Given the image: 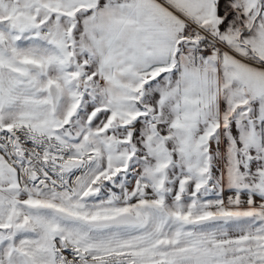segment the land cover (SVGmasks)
Wrapping results in <instances>:
<instances>
[{
  "label": "rangeland",
  "instance_id": "374dc122",
  "mask_svg": "<svg viewBox=\"0 0 264 264\" xmlns=\"http://www.w3.org/2000/svg\"><path fill=\"white\" fill-rule=\"evenodd\" d=\"M95 3L78 9L0 0V264H25L20 251L37 264H264V176L261 191L231 195L218 208L229 220L190 223L207 213L172 198L165 174L171 144L180 138L172 123L176 102H163V82L144 100L137 95L149 82L139 81L144 65L107 63L101 52L110 53L103 46L112 25L108 13L96 15ZM257 35L262 49H256L264 53V31ZM125 36L122 30L116 43L127 51L124 61L134 60L143 48ZM202 39L182 44L196 52ZM24 59L41 71L19 74ZM48 81L60 91L54 109ZM90 149L97 157L60 171ZM26 165L47 187L28 177ZM52 206L85 217L128 209L144 219L87 227Z\"/></svg>",
  "mask_w": 264,
  "mask_h": 264
},
{
  "label": "crops",
  "instance_id": "0c3cea01",
  "mask_svg": "<svg viewBox=\"0 0 264 264\" xmlns=\"http://www.w3.org/2000/svg\"><path fill=\"white\" fill-rule=\"evenodd\" d=\"M32 1L38 7L78 9L96 2V15L108 13L112 25L103 46L110 53L101 52L107 63L144 65L139 81L149 82L137 93L143 100L155 83L166 84L163 102H176L172 123L180 137L171 144L170 166H165L172 177V198L218 213L231 195L261 191L264 53L255 35L264 31V0ZM122 30L125 42L137 40L143 48L134 60L124 61L127 51L121 52V41L116 43ZM194 37L220 42L210 52L196 54L182 44L183 38Z\"/></svg>",
  "mask_w": 264,
  "mask_h": 264
},
{
  "label": "water",
  "instance_id": "95a60500",
  "mask_svg": "<svg viewBox=\"0 0 264 264\" xmlns=\"http://www.w3.org/2000/svg\"><path fill=\"white\" fill-rule=\"evenodd\" d=\"M23 61V65H24V70L20 71L19 74H21L22 76H26L27 71H30V69H34L36 72L41 71V65L36 62V61H28L27 59L22 60ZM46 90L48 93V99H49V104L51 109H54V107L56 106L57 102H58V96L60 95V91L59 88L57 86L54 85V82L52 81H48L46 84ZM152 125H154V123L152 122ZM132 129L133 127L131 125L127 126V142L132 145ZM94 157H97V154L95 152V150L90 149L89 155H87L85 158H83V156H76L73 157V159H68L67 161H64L63 163H61L60 165V171H68V170H72L73 167L79 166L81 163L86 162L88 160H92ZM26 171L28 174V177L31 178L36 184L41 185L42 187H47V183L40 179V178H34V174L33 171L31 170V167L29 165L26 166ZM153 206L157 209L161 208V203L159 202H154ZM53 209L54 212H56V214L58 216L65 217V218H70L73 221L77 220L80 221L82 223L85 224V226L89 227H99L102 228L104 226H115V225H124V226H128L131 224H141L143 222L144 219V215L142 213L136 212V211H130V210H118L115 211L113 214H105V215H101V216H88L85 217V215H81L78 213H71V211L65 210V209H60L57 206H52L51 207ZM231 218V214H229L227 211H219L218 213L215 212H210L205 214L204 216L199 215L196 217H193L190 220L191 224H197V223H204L206 221H219V220H229ZM80 249L76 250V254L83 256V254L80 252ZM20 257L22 258L23 262L25 264H37L34 259L27 254V252H23L20 251L19 252ZM86 260H88L85 257Z\"/></svg>",
  "mask_w": 264,
  "mask_h": 264
},
{
  "label": "built area",
  "instance_id": "2783aa9c",
  "mask_svg": "<svg viewBox=\"0 0 264 264\" xmlns=\"http://www.w3.org/2000/svg\"><path fill=\"white\" fill-rule=\"evenodd\" d=\"M219 42L220 41L217 40L215 37H212L211 39H208L207 41H204L203 43L198 44V46H195L194 49L196 51V54L210 52L212 50L213 46L219 45ZM224 140H225V137H221V141H224ZM34 172H35V170H34ZM34 175H35V173H34Z\"/></svg>",
  "mask_w": 264,
  "mask_h": 264
},
{
  "label": "trees",
  "instance_id": "16d2710c",
  "mask_svg": "<svg viewBox=\"0 0 264 264\" xmlns=\"http://www.w3.org/2000/svg\"><path fill=\"white\" fill-rule=\"evenodd\" d=\"M245 44V46L248 48V50L250 49V47L248 46V44L247 43H244Z\"/></svg>",
  "mask_w": 264,
  "mask_h": 264
},
{
  "label": "flooded vegetation",
  "instance_id": "af4514ba",
  "mask_svg": "<svg viewBox=\"0 0 264 264\" xmlns=\"http://www.w3.org/2000/svg\"><path fill=\"white\" fill-rule=\"evenodd\" d=\"M35 178H38V177H35ZM41 179V178H40ZM43 180V179H42ZM45 181V180H44Z\"/></svg>",
  "mask_w": 264,
  "mask_h": 264
}]
</instances>
